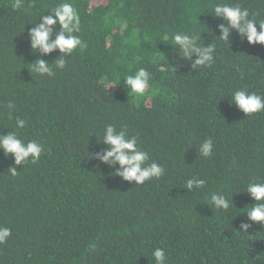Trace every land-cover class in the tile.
Instances as JSON below:
<instances>
[{
	"label": "trees",
	"instance_id": "trees-1",
	"mask_svg": "<svg viewBox=\"0 0 264 264\" xmlns=\"http://www.w3.org/2000/svg\"><path fill=\"white\" fill-rule=\"evenodd\" d=\"M64 2L87 47L44 78L30 64L61 54L33 52L27 33ZM224 2L264 20V0H0V135L44 147L21 166L0 151V226L11 229L0 264H155L156 247L166 264H264V227L245 214L256 203L248 183L264 182V111L247 116L230 104L234 90L264 94V45L235 31L218 39L227 22L211 10ZM179 32L214 43V64L194 69L197 57L174 44ZM139 68L152 79L142 96L129 95L124 79ZM108 124L136 136L164 174L136 185L94 159L107 149ZM206 139L210 157L199 153ZM190 178L205 186L189 192ZM214 193L232 198L227 211L212 206ZM242 223H252L247 233Z\"/></svg>",
	"mask_w": 264,
	"mask_h": 264
},
{
	"label": "clouds",
	"instance_id": "clouds-1",
	"mask_svg": "<svg viewBox=\"0 0 264 264\" xmlns=\"http://www.w3.org/2000/svg\"><path fill=\"white\" fill-rule=\"evenodd\" d=\"M19 7V0H17ZM211 12L227 22L219 25L220 41L229 40L231 31H235L241 41L246 40L249 45H264V20L257 21L255 14H250L247 8L238 3H217L212 7ZM39 23L35 22L34 27L28 31L30 47L33 52L39 51L47 56L54 51L61 54L54 64H49L44 59H37L31 65V71L44 78H53L56 70H63L67 64L66 57L74 51L83 50L87 44L77 33L80 32V17L72 3L64 2L50 10L47 15L39 17ZM59 26V31H56ZM259 29V30H258ZM54 37V38H53ZM199 35H191L183 32L174 34L173 41L180 49V55L184 59H191L193 55L197 58L193 61V68L211 67L215 61L216 45L213 43L208 47L198 45ZM152 73L145 68H139L134 74L128 75L125 85L129 89V95L142 96L149 87ZM231 105H235L241 112L250 116L264 111V94L248 92L246 89L234 90L231 93ZM5 107L8 109V118L13 119L14 103L8 102ZM16 126L23 129L26 121L19 116L15 117ZM102 143L107 149L102 153H96L94 159L108 165L110 168L118 165L115 176L123 181L135 182L142 185L146 181L159 179L164 174V167L151 160L149 153L138 146L136 136H130L127 128L117 129L115 125L108 124L104 127ZM213 150V141L204 140L199 147L202 157H210ZM0 151L6 156H12L16 166L24 163H36L44 147L36 140L25 142L15 131L0 135ZM13 176L17 174L16 167L9 169ZM203 179H188L185 188L192 192L205 186ZM246 193L256 202L246 211L248 221L264 227V182H250L247 185ZM210 201L217 210L227 211L232 203L223 194H211ZM252 223H242L241 231L247 233ZM11 236V229L0 226V244H4ZM155 264H166V254L163 248L156 247L152 252Z\"/></svg>",
	"mask_w": 264,
	"mask_h": 264
}]
</instances>
